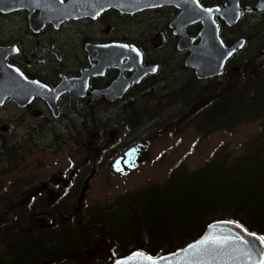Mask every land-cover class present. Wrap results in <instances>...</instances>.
I'll return each mask as SVG.
<instances>
[{"label": "flooded vegetation", "instance_id": "flooded-vegetation-1", "mask_svg": "<svg viewBox=\"0 0 264 264\" xmlns=\"http://www.w3.org/2000/svg\"><path fill=\"white\" fill-rule=\"evenodd\" d=\"M230 1L145 0L159 6L142 4L138 8L132 0L123 8L108 6L93 19L89 13L97 10L94 0H40L38 4L36 0H2L0 96L5 91L19 88L27 97L20 102L13 96L0 97V148H9L13 144L22 150H55V133H66L69 138L75 135V141L76 134L88 128L90 123L92 126L105 123L111 113L119 117L124 107L131 103L138 105L134 116L139 124L141 108L145 112L156 105L147 103L150 98L170 97V92L166 91H171L172 70L189 72L199 93L210 97L209 101H203L205 106L224 95L223 84L228 88L236 87L232 85L230 69L236 71L242 67L243 83L250 84L246 68L251 63V55H256L258 64L264 67L261 52L264 29L261 32L253 29L257 22L264 27V0H234L233 13L239 8V18L231 24L226 21L229 20V6L225 8ZM105 2L114 4L115 0ZM258 3L261 9H255ZM192 5L220 9L219 13L211 14L221 40L220 43L217 41L218 48L243 41V47L224 60L221 74L197 78L195 71L187 65L190 49L188 44L180 45L182 35L191 46L198 45L203 21L195 18L188 23L180 20L177 26L173 23L183 6ZM122 45L134 46L141 56L137 57L135 52ZM14 48L19 51H13ZM140 68L143 70L141 78L134 74ZM153 68L156 70L151 71ZM132 78L133 82L130 81ZM258 80L264 84V79ZM125 85L128 87L120 95ZM115 95L116 98L111 100ZM247 95H250V87ZM141 102L147 106H141ZM163 134L158 131L154 135ZM141 144L129 160L130 165L138 162V167L147 154V146ZM74 151L66 152L71 163L62 172L55 173L51 182H44L34 174L28 176L22 189L27 194L49 192L70 198L76 188L75 181L82 178L77 177L78 172L86 171V165L84 169L79 168L80 163H86L82 158L74 159L77 164H73ZM98 156L93 159L94 163L88 160L89 164L99 162L101 153ZM109 167L110 174L121 175L111 164ZM95 171L91 168L90 175ZM83 190L84 186L75 191V199L80 202Z\"/></svg>", "mask_w": 264, "mask_h": 264}, {"label": "rangeland", "instance_id": "rangeland-1", "mask_svg": "<svg viewBox=\"0 0 264 264\" xmlns=\"http://www.w3.org/2000/svg\"><path fill=\"white\" fill-rule=\"evenodd\" d=\"M256 25L253 24V29L258 30ZM250 61L246 68L249 75L247 79L256 78L257 71L263 75L258 57L252 54ZM242 70V67L236 71L230 69L232 85L244 84ZM193 81L188 71L172 70L169 81L171 91H166L170 92V97L150 98L147 103L156 105L145 112L141 108L139 124L134 116L138 105L131 103L124 107L131 110L130 114L122 113L119 117H107L105 123L93 126L90 123L88 128L76 134L75 141L73 139L75 135L69 138L66 133H55V150L42 151L30 148L22 150L20 146L13 144L9 148H0L7 151V160L10 162L6 166L7 172L0 175V225L6 221L12 227H21L25 239H20V242L27 246L33 244L36 237H49L51 234L56 237H68L66 240L74 245L71 251H66L56 258L47 255L40 258L36 255L34 264H47L50 261L104 264L108 259H112L117 252H112V245L104 233L98 230L92 234L88 230L89 225L83 224L82 215L85 208L93 205L109 210L108 206L115 203L124 191L134 192L151 184H162L178 163H182L190 171L201 167L216 155L222 160L229 156L228 161L233 165L225 167L231 169L230 175L248 184L264 181V166L251 168L250 160H233L241 153L246 142L257 135L259 128L264 127V122L262 120L243 122L245 118L242 116V122L231 128L232 131L219 128L198 139L199 135H202V131L199 130L201 121H205L207 116L200 117L199 124L193 117L199 114L201 107L204 108L203 101H209L210 97L199 93L198 85ZM223 86V96L230 95L234 98L233 88H228L227 84ZM140 105L147 106L143 102ZM220 113L221 111H217L215 115ZM166 127L168 129L165 131ZM158 131L164 134L155 137L154 134ZM130 133L147 146V154L143 160L141 159V164L127 175H112L109 173V164L121 154V148L117 147L121 142L129 141L127 135ZM146 140H149V143L146 144L144 142ZM73 149H75L72 156L73 164H77L74 159L82 158L86 163H80L79 168L84 169L86 165V171L78 172L77 177L82 178L75 181L76 188L70 198L65 195L55 196V193L49 192L41 194L40 191L36 194H27L22 189L24 181L34 174L44 182H51L50 180L55 178L53 177L55 173L62 172L71 163L66 152L72 153ZM99 153L102 155L100 161L90 165L88 160L94 163L93 159L98 158ZM91 168L96 169L93 175H90ZM250 178L254 181H250ZM83 186L84 195L80 202L75 199V191H79ZM31 197L35 199L30 200ZM249 214L251 216L253 211ZM261 233L264 235L263 227ZM163 245L165 246H153L148 250L157 257L162 255L163 248L170 249L172 246ZM127 248L128 246L124 245L120 251ZM132 251L143 252L141 249H131L123 255Z\"/></svg>", "mask_w": 264, "mask_h": 264}, {"label": "trees", "instance_id": "trees-1", "mask_svg": "<svg viewBox=\"0 0 264 264\" xmlns=\"http://www.w3.org/2000/svg\"><path fill=\"white\" fill-rule=\"evenodd\" d=\"M256 24L260 31L264 29L261 23ZM262 68L263 75L257 71L256 78H252L250 84L244 83L233 89L234 98L221 94L193 117L199 124L198 119L207 116L205 121H201L199 130L202 135L198 139L219 128L232 131L231 128L242 122V116L245 118L243 122H264V84L258 80L264 79ZM217 111L221 113L215 115ZM123 113L130 114L131 110L125 108ZM108 117L116 116L111 113ZM256 136L246 142L241 153L233 160H250L251 168L264 166V127H260ZM127 138L129 141L121 142L117 148L141 141L136 140L139 138L132 133ZM228 160L229 156L222 160L216 155L190 171L178 163L162 184H151L134 192L124 191L115 203L108 206L109 210L93 205L86 207L82 215L83 224L89 225L88 230L92 234L102 231L112 245V252H117L104 264H110L131 249H141L149 256H155L148 248L172 244L170 249L163 248L161 254L170 252L195 239L206 224L218 219L234 220L247 230L263 235L264 181L248 184L233 177L229 174L231 169L225 167L233 165ZM8 164L7 151L0 149V175L7 172ZM250 181L254 180L250 178ZM251 211L253 214L250 216ZM66 238L54 234L36 237V241L27 246L20 242V239H25L21 227H12L4 221L0 225V264H34L36 255L56 258L73 249L74 245ZM124 245L128 248L120 251ZM47 264L76 263L50 261Z\"/></svg>", "mask_w": 264, "mask_h": 264}, {"label": "water", "instance_id": "water-1", "mask_svg": "<svg viewBox=\"0 0 264 264\" xmlns=\"http://www.w3.org/2000/svg\"><path fill=\"white\" fill-rule=\"evenodd\" d=\"M233 1L234 0H231L230 3L225 5V8H227L229 6V9H230L229 20H226L227 23H230V24L234 23L239 18V15L237 16L236 14L233 13ZM260 3H258L257 6H255V9H261L262 8ZM237 4H238V2H237ZM238 12H239V8H238ZM207 16H208V14L204 13L202 11V7H200L199 5L198 6L192 5V6H188L187 8L185 6H183L180 15L176 18V20L173 23V26H177L180 20H183V22H185V20H186V23H188V22L192 21L193 19L195 20V18L203 21V28L200 32L201 42L198 45H192L191 46L189 43L186 42V40H184L186 38H184L183 35H182V38L180 41V45H183V46L185 44L189 45L190 55H189L188 60H187V65L190 66L195 71L197 78L210 77L213 75L221 74L223 62L228 57L225 54L229 51H232V53H234L237 49L241 48L239 45L241 43H243V41L241 39V40H237L230 47H225L221 43L222 45H220V46H223V47L218 48L216 45L218 42L219 43L221 42V40L218 38V34H217L218 30L216 29L215 25L212 23V21H211L212 19L207 20ZM183 25H184V23H183ZM261 52L264 54V49ZM134 74L137 75L136 77L141 78V76L143 74L142 68ZM133 78L130 79L131 82H133ZM113 87L115 88V85ZM127 87H128V85H125L124 89L119 94L122 95ZM111 88L112 87L108 88V90H110ZM2 95L3 96H5V95L10 96L11 95V96L15 97L17 94H15L11 91H5ZM2 95L0 97H3ZM114 98H116V95L111 97V100H113ZM138 148H139L138 145L132 146L124 152L123 156L117 157L112 163L113 169L115 171H118L117 165H119V167L122 169V171H120V172L125 174L128 172V170H125V166L130 168V169L134 168V166H136L137 164L134 166L129 164V160L132 159L133 156L129 157L126 155V153H129L133 149H136V151H137ZM223 221H231V220L212 221L205 226L203 232L195 240L189 242L188 244H186V245H184V246H182V247H180V248H178L172 252H169L167 254H163V255H160L157 257H152V258L153 259H159L160 257H166V258H168V260L171 261V264H185V261L191 260L192 256H191V252L187 256H185V254L183 253L182 250L186 249L188 247V245H190V244L197 243L199 240L203 239L206 235H209V234L221 235V232L219 231V229L213 228L212 226L218 225V224H220V222H223ZM221 226L224 229V233H227L228 228L234 227L233 225H221ZM235 231L239 232L240 229H235ZM246 238L249 240L252 239V237H250V236H247ZM256 243H259V242L257 241ZM208 247L211 248L212 246L209 245ZM136 253H143V252L132 251V252L128 253L127 255H124L123 257L116 259L111 264H116L117 261H127L129 257H133V259L131 261H129V264H150L149 261H145L139 257H136L134 255ZM143 254L145 256H148L145 253H143ZM205 259H207V257H205ZM217 259L220 261V264H224V261L227 260V257L220 256V257H217ZM258 259H259V257L253 255L246 260L245 264H256V261ZM241 260L244 261V258H241ZM160 264H166V261H160ZM213 264H216V261H213Z\"/></svg>", "mask_w": 264, "mask_h": 264}, {"label": "snow or ice", "instance_id": "snow-or-ice-1", "mask_svg": "<svg viewBox=\"0 0 264 264\" xmlns=\"http://www.w3.org/2000/svg\"><path fill=\"white\" fill-rule=\"evenodd\" d=\"M0 2H2V0H0ZM39 2L40 0H36L37 4ZM130 2H132V0H115L114 4H106L105 0H94V3L97 5V10L90 12L89 14L93 19H95L103 11H105L108 6L123 8L125 4ZM134 3L138 8L142 4L146 7L159 6L156 3L145 2V0H134ZM202 11L208 14L207 19L211 20V14L213 12L219 13L220 9L202 8ZM235 14L238 16L239 12H236ZM212 23H215V21L213 20ZM239 46L243 47V43H241ZM122 47L129 49L131 52H135L137 57L141 56L139 49L135 48L134 46L122 45ZM12 50L19 51V49L15 48ZM231 54L232 51H229L225 55L230 56ZM155 70V68L151 69V71ZM16 71L19 70L17 69ZM135 152L136 149H133L129 153H126V155L131 157ZM117 170L122 171L119 165H117ZM221 225H233L234 227L228 228L227 233H224V229ZM212 227L218 228L221 232V235L209 234L203 239L199 240L197 243L188 245V247L182 251L185 256L191 252L192 259L186 260L185 264H213V261H216V264H220V261L217 259V257L220 256L227 257V260L224 261V264H245L246 260L253 255L259 257V259L256 261V264H264V235H257L254 232H249L243 225L235 221H223L220 222V224L214 225ZM235 229H240V231L236 232ZM247 236L252 237V239H247ZM257 241L259 243H256ZM209 245L212 247L209 248ZM134 255L145 261H149L150 264H160V261H166V264H171V261L166 257L153 259L151 256H145L143 253H136ZM205 257H207V259H205ZM241 258H244V261H242ZM132 259L133 257H129L127 261H117L116 264H129V261Z\"/></svg>", "mask_w": 264, "mask_h": 264}]
</instances>
